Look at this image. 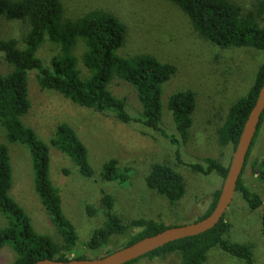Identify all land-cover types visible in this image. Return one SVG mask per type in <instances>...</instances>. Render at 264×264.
<instances>
[{
	"label": "trees",
	"instance_id": "1",
	"mask_svg": "<svg viewBox=\"0 0 264 264\" xmlns=\"http://www.w3.org/2000/svg\"><path fill=\"white\" fill-rule=\"evenodd\" d=\"M166 1L177 6L186 15L193 30L212 45L221 49L251 48L264 51V26L261 25L264 2H258L252 10H246L231 0ZM0 19L20 22L26 26L21 42L15 38L0 39V56L8 66L6 73H0V124L8 142L27 148L34 172V190L63 240L62 244H58L51 237L36 233L28 215L10 197V156L7 147L0 145V214L6 220V225L0 228V250L5 247L11 250V264H33L42 259L67 261L72 257L91 258L83 254V250L77 249L75 227L63 214L59 191L49 179L50 147L66 156L81 176L91 178L93 170L88 162L87 149L66 123L56 127L48 144L39 140L33 130L23 125L21 118L30 109L29 74L35 72L41 91L56 92L73 104L96 113H112L122 124H138L169 140L177 150L181 142L188 139L196 108V96L193 91L184 90L172 94L168 99L167 108L172 114L179 137L177 139L167 134L161 124L162 87L175 74L176 68L151 55L140 54L126 58L119 56L117 51L125 43L127 29L115 15L95 9L70 19L64 15L60 0H0ZM78 39L84 45L80 60L89 71L86 79L80 78L78 61L73 55ZM46 40L59 48V54L52 57L48 66L36 57L38 49ZM115 78L128 83L135 90L141 106V113L137 117L127 113L124 98L114 96L108 89ZM263 81L264 63L259 67L252 87L245 96L231 105L218 129V142L222 147L234 148ZM263 119L264 114L251 149ZM204 164L206 168L200 164H193L191 168L201 173L214 172L223 180L227 165L211 159H206ZM250 170L264 183V158L250 163ZM64 173L67 174L66 171ZM132 173V168L121 167L116 159H110L103 165L100 176L106 182L125 185ZM145 184L147 189L161 195L171 205L180 201L185 193L182 176L165 163L151 166L145 177ZM236 193L241 195L250 211L261 210L259 219L264 235L262 198L244 186L241 178L237 183ZM218 194L219 190L213 193L210 206L198 220L210 214ZM100 204V209L91 205L86 207L90 217L98 215L99 210L105 217L102 226L93 230L84 245V250L90 254L111 244L116 246L113 250L106 251L104 255H107L175 226L142 218L125 223L114 213V200L107 193L102 194ZM230 227L225 214L213 229L198 236L171 242L128 264L144 258L164 260L171 255L179 257V264H205L208 253L214 248L243 264H255L251 243H239L225 238ZM132 229L137 232L131 234ZM124 237L127 238L125 244L119 246L112 243L114 239Z\"/></svg>",
	"mask_w": 264,
	"mask_h": 264
},
{
	"label": "rangeland",
	"instance_id": "2",
	"mask_svg": "<svg viewBox=\"0 0 264 264\" xmlns=\"http://www.w3.org/2000/svg\"><path fill=\"white\" fill-rule=\"evenodd\" d=\"M244 9L252 10L264 0H231ZM64 15L74 19L90 10H105L115 15L127 29L124 45L117 51L121 57L151 55L162 63L175 66L176 72L162 87L161 124L167 134L179 139L172 114L167 108L169 97L179 91L191 90L196 96L193 124L186 142L176 147L158 133L131 123L122 124L112 113H96L87 110L53 91H41L35 72L28 76L30 109L21 118L24 126L33 130L37 138L48 144L59 124H68L87 149L88 162L93 170L91 178L81 176L73 163L58 150L49 149V179L58 189L63 214L74 225L77 249L98 258L116 246L109 245L99 251L84 250L93 230L104 223L105 217H90L87 205L101 208L103 193L112 196L114 213L125 223L133 219H153L165 225H182L195 222L212 202V195L222 184L214 172L201 173L191 168L211 159L228 165L232 147H222L217 131L223 124L231 105L245 96L255 81L259 67L264 63V51L251 48L221 49L202 39L192 28L186 15L166 0H60ZM264 26V17L261 21ZM26 26L16 21L0 19V39L15 38L21 42ZM21 46V44H20ZM84 50L81 39L73 51L77 58V70L81 79L89 71L80 60ZM59 48L46 40L36 57L48 66ZM8 66L0 56V73ZM108 89L118 98L126 100V111L132 117L141 113L135 90L126 82L115 78ZM0 145L8 149L11 164V189L9 195L24 210L36 233L47 235L62 244V238L52 224L34 190V172L25 146L7 141L0 124ZM264 158V119L248 156L241 181L264 202V183L250 170V163ZM116 159L121 167L133 170L128 183L102 180L103 165ZM165 163L178 172L184 181L183 198L171 205L154 191L147 189L145 177L153 164ZM64 171L67 172L64 173ZM261 210L250 211L240 194L227 210L226 221L231 224L226 239L253 245L255 264H264V235L260 225ZM6 225L0 214V228ZM137 231L132 229L131 234ZM127 238L114 239L112 243L125 244ZM13 253L8 247L0 250V264H11ZM134 264H179V257L171 255L164 260L141 259ZM205 264H243L218 248L210 250Z\"/></svg>",
	"mask_w": 264,
	"mask_h": 264
},
{
	"label": "water",
	"instance_id": "3",
	"mask_svg": "<svg viewBox=\"0 0 264 264\" xmlns=\"http://www.w3.org/2000/svg\"><path fill=\"white\" fill-rule=\"evenodd\" d=\"M263 114L264 81L232 150V155L227 165V172L222 180L216 203L210 214L205 218L187 224L168 227L153 236L145 237L129 246L122 247L98 258L74 259L72 257L67 261L42 259L33 264H128L171 242L198 236L213 229L225 216L235 197L237 183L242 176L247 156Z\"/></svg>",
	"mask_w": 264,
	"mask_h": 264
}]
</instances>
